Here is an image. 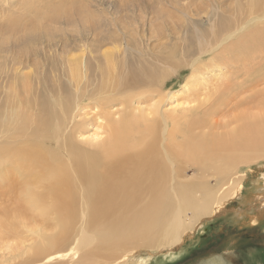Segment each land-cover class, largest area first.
<instances>
[{
	"label": "bare ground",
	"instance_id": "6f19581e",
	"mask_svg": "<svg viewBox=\"0 0 264 264\" xmlns=\"http://www.w3.org/2000/svg\"><path fill=\"white\" fill-rule=\"evenodd\" d=\"M31 1L0 0V24L34 15ZM232 5L223 18L213 8L196 44L126 46L145 57L136 68L102 32L52 44L34 73L28 60L0 58V264H148L236 197L251 201L241 168L264 166V0ZM230 107L247 108L219 128ZM263 187L254 220L264 219Z\"/></svg>",
	"mask_w": 264,
	"mask_h": 264
},
{
	"label": "rangeland",
	"instance_id": "374dc122",
	"mask_svg": "<svg viewBox=\"0 0 264 264\" xmlns=\"http://www.w3.org/2000/svg\"><path fill=\"white\" fill-rule=\"evenodd\" d=\"M43 1L38 0L39 4L33 5L35 13L39 12L37 8L43 5L40 7V17L35 13L32 16L29 14L16 16L17 20L14 22L17 25L11 29H8L11 25L9 21L0 24V58L4 57L3 59L7 61L28 60L35 65L31 70L28 69L31 73L37 72L38 68L43 67V63L52 61L53 57L49 51L52 44L74 43L78 38H88L89 35L100 36L102 33L113 37L111 41H115L117 47L123 49L116 60L130 68H136L141 62H145V57L131 52L126 54V46L135 49L140 42L138 44L140 47L147 46L143 52L156 49L162 53L165 47L164 42L168 46L173 44L174 49L180 45L183 47L190 43L196 44V29L203 35L209 33V18L213 15V8L218 7L222 11V18L231 13L229 11L233 8V0H95L96 8L103 11L98 14L97 11L89 10L81 0L76 4L72 0L61 3L62 5L58 0H46V3L41 4ZM41 11L44 13L42 14ZM31 17L36 18H32L33 21ZM25 20L28 21L25 22ZM153 28L158 34L150 38ZM84 30L89 34L84 33ZM137 31L141 32L140 36L137 35ZM124 35H127V41L131 40L129 45L123 44V39L126 38ZM113 47L108 44L103 49L109 51ZM74 55L76 54L73 53L69 57L72 58ZM188 76L189 71H183L180 78L175 77L169 81V86L179 90ZM184 98L185 96H180L178 99L183 101ZM246 108L234 110L230 107L225 110L223 112L225 115L220 114L215 119L218 127H224L225 121L232 118L233 114ZM227 116L230 117L227 118ZM220 132H227V130L222 129ZM261 160L259 161L263 162L264 158ZM255 166L254 162L248 165L249 168L246 166L241 168L247 174L243 182V197L247 196L246 198L251 201L243 204L236 197L228 202L225 209L217 216L205 221V226L194 229V232L190 231L186 235L183 248L178 250L173 248L174 255L171 256L173 252L171 250L158 248L151 251L154 257L148 264H221L222 258L225 264H264V219L254 220V216L258 213V204L253 201L254 195L259 193L258 189L263 187L256 181L264 176V166L260 168ZM237 211L241 215H238ZM140 256L144 261H148L150 257L146 252Z\"/></svg>",
	"mask_w": 264,
	"mask_h": 264
}]
</instances>
